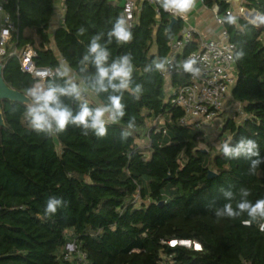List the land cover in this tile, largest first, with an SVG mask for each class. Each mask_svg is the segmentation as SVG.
<instances>
[{
	"label": "trees",
	"instance_id": "trees-1",
	"mask_svg": "<svg viewBox=\"0 0 264 264\" xmlns=\"http://www.w3.org/2000/svg\"><path fill=\"white\" fill-rule=\"evenodd\" d=\"M0 1L17 24L2 59L3 77L10 87L24 93L33 83H63L54 75L42 81L23 70L19 53L31 45L37 51L36 66L55 70L63 58L85 90L102 104L107 102V93L97 95L90 87L95 69L88 66L81 71L80 60L91 36L106 33L120 16L119 2L66 0L64 21L51 32L54 0ZM203 1L208 7L218 5L235 53L244 52L241 59L235 57L237 82L232 90L243 116L240 121L224 120L222 140L235 144L241 137L251 138L264 157V23L256 26L236 14V23L229 24L228 1ZM242 2L264 15V0ZM137 3L136 20L129 27L133 40L124 45L113 40L107 46L112 58L132 54L133 81L143 86V93L135 100L125 92L126 116L108 125L105 137L91 131L84 135L71 125L57 136L37 134L24 120L25 103L2 102L0 264H76L77 251L86 254L87 264H264L260 230L264 220L245 226L247 214L236 219L215 216V209L227 202L222 188L233 191V207L242 187L250 189L249 200L264 198V164L250 175L248 160L228 159L219 148H201L202 142L209 144L204 131L180 122L184 109L171 102L170 81L161 72H146L145 66L167 58L168 43L178 36L182 22L170 27L167 13L158 19L157 0ZM81 27L86 30L83 35L78 34ZM199 42L195 35L184 54ZM102 43H107V36ZM154 45L157 51L151 53ZM175 80L171 79L174 85ZM62 99L78 110L76 101ZM129 117L135 118L131 130ZM125 130L130 134L122 140ZM138 138L147 142L142 146ZM53 196L62 198L65 206L46 216V201ZM182 240L191 245L181 244ZM73 241L77 250L69 253L67 244Z\"/></svg>",
	"mask_w": 264,
	"mask_h": 264
},
{
	"label": "clouds",
	"instance_id": "clouds-1",
	"mask_svg": "<svg viewBox=\"0 0 264 264\" xmlns=\"http://www.w3.org/2000/svg\"><path fill=\"white\" fill-rule=\"evenodd\" d=\"M160 7L165 11H175L187 13L192 10L195 0H157ZM264 22V16L260 17ZM226 22L235 24L234 16H227ZM112 27L105 32H99L91 36L84 52L80 64L81 71H85L88 66L95 69L90 77V87L99 95L107 93V102L99 106H90L88 102L82 101L83 95L80 85L70 77L71 66L65 62L57 66L54 76L63 80L62 84L50 80L46 85L33 83L31 87L25 89L26 97L24 120L30 129L37 134L45 136H57L67 131L68 127L79 128L82 134L87 135L91 131L96 137L103 138L107 135L108 125L119 123L126 116V104L123 100L125 92L132 95L135 100H139L143 93V86L134 84L133 72L134 64L132 54L125 53L112 58L108 44L113 40L121 45L129 44L133 40V32L128 26L124 16H119L111 22ZM86 30L81 27L78 34L83 35ZM107 36V43H102ZM244 52L235 53L236 59H241ZM198 61L194 57H189L182 63L176 65L178 70L198 77L201 68L197 66ZM172 67V61L168 58L153 60L151 64L145 66L146 72H167ZM134 85V86H133ZM63 97L71 98L78 103V110L74 111L64 102ZM135 127V118L129 117L127 129ZM130 132H121V139H127ZM220 152L228 159L244 158L250 162L249 174L255 175L257 168L264 164V157L260 155L258 143L247 137H241L235 144L231 140L223 141L219 145ZM223 196L227 201L222 207L215 209V216L219 218L236 219L243 214H247L248 219L243 220L245 226H251L252 222L260 219L264 220V198L255 200L248 199L251 195L250 189L240 188V199L235 207L231 201L235 196L232 190H224ZM65 206L62 198L49 197L46 201L45 215L56 214L59 208ZM260 230L264 231V223L260 224ZM177 243L175 241L174 245ZM196 247V246H195Z\"/></svg>",
	"mask_w": 264,
	"mask_h": 264
},
{
	"label": "built area",
	"instance_id": "built-area-1",
	"mask_svg": "<svg viewBox=\"0 0 264 264\" xmlns=\"http://www.w3.org/2000/svg\"><path fill=\"white\" fill-rule=\"evenodd\" d=\"M122 1L120 16H124L128 22V26L132 27L136 20L135 10L137 8V0ZM147 1L154 3V0ZM226 1L233 4V0ZM57 4L60 19L64 21L66 0H58ZM214 8L216 22L225 26L224 14H219L218 5H215ZM246 11L247 8L243 4H239L237 13H235V10L230 6L226 10V15H244ZM156 12L158 19L162 13H167L171 17H176L178 20H187L184 13L165 11L158 7L156 8ZM16 31V21L12 14L4 9L0 1L1 62L3 57L8 53V44ZM195 35H198V30L196 27L188 24L183 26L178 36L169 41L170 51L167 58L172 61V67L167 72H161L167 81H171L173 77H183V80H179V83L172 88L170 94L171 102L184 109V116L181 118L180 122L206 131L207 127H209L213 121L225 113L228 114V118L230 117L234 118L236 121H240L243 116L241 104L235 101L231 96L232 90L237 82V75L235 72V43L231 41L228 31L224 28L219 38L200 36L198 47L185 55L184 50L186 46L192 42ZM36 54V49L31 45L24 47L20 51L19 58L23 70L42 81L48 77H52L54 75V70L48 67L36 66L34 62ZM189 57H194L198 61L197 66L201 68V74L198 77H193L191 74L184 73L176 67V65L182 63ZM61 60L65 62L63 58ZM70 77L80 85L83 92L81 99L90 101L88 92L74 72L70 73ZM230 100H234L235 103L233 105H238V111H235L232 105H227V102ZM223 125L224 120L221 119L219 123L221 131ZM174 243L175 241H171L170 244L174 245ZM195 246V248H199L197 244ZM67 249L69 253L77 250L76 242L73 241L68 243ZM77 253L78 261L76 264H87L86 254L82 251H77Z\"/></svg>",
	"mask_w": 264,
	"mask_h": 264
},
{
	"label": "crops",
	"instance_id": "crops-1",
	"mask_svg": "<svg viewBox=\"0 0 264 264\" xmlns=\"http://www.w3.org/2000/svg\"><path fill=\"white\" fill-rule=\"evenodd\" d=\"M116 1L121 4L122 0H116ZM137 2L140 3L141 0H137ZM57 3H58V0H54V14H53L52 22H51V32H53L59 25H61L63 23V20L60 19V15L58 13L59 11H58V6H57L58 4ZM239 4H243L242 0H240L238 3H235L233 1V4L230 5L235 10V13H237V7ZM214 7H208L204 3L203 0H195V5L192 8V10L187 12V13H184L187 17V20L186 21L181 20L182 25L184 26V25L190 24V25L196 27V29L198 30L199 38H200V36L210 37V38H219L222 35V31L225 28V26L220 25L216 22L215 8ZM244 16L249 17L248 19L251 20L256 26H259V25L264 23V22H261V20H260V17H262L264 15H262L260 12H258L256 10L247 9ZM262 38L264 40V32L262 34ZM52 46H53V48H55L54 42H52ZM156 51H157V46L154 45L152 50H151V53H155ZM56 53L59 55L57 50H56ZM64 63L65 62L62 61V64H64ZM72 72L73 71H71V73ZM179 78H180L179 76L176 77V80H179ZM176 80H175V82H176ZM88 95H89L91 101H93V102L95 101L98 105L102 104L98 100L96 95H94L92 92H88ZM221 119H223V115L220 116L219 118H217L215 121H213V123L217 122ZM221 143H222V141L220 142V144Z\"/></svg>",
	"mask_w": 264,
	"mask_h": 264
},
{
	"label": "rangeland",
	"instance_id": "rangeland-1",
	"mask_svg": "<svg viewBox=\"0 0 264 264\" xmlns=\"http://www.w3.org/2000/svg\"><path fill=\"white\" fill-rule=\"evenodd\" d=\"M121 3H123V1H121ZM247 18H249V17H247ZM31 32H32L31 30H27L26 31V33H31ZM34 37H35L36 42H38V37H37L36 34H34ZM179 80L180 81L183 80V77H180ZM179 80H176L175 85H177L179 83ZM39 84H41V82ZM175 85L173 84L172 81L169 82V84H168V92H169V94L171 93V90H172V88ZM88 97H89V95H88ZM94 103H95L96 106H99L95 101H94ZM234 103H235L234 100H230V101L227 102V105H232L233 108L235 109V111H238L239 107H238V105H233ZM222 115H223V120L227 119V117H228L227 113L222 114ZM156 123L157 122H155L154 124H156ZM219 123H220V120L217 121V122H214L209 127H207L206 131H204L205 139L209 142V144H206L205 142H202L200 144L201 148H206V149H209V150H210L211 147L216 148V149L219 148L220 142L223 141L222 137H221L222 136L221 135L222 131H221V127H219ZM138 142H139L140 145L143 146L147 141L145 139L138 138Z\"/></svg>",
	"mask_w": 264,
	"mask_h": 264
},
{
	"label": "water",
	"instance_id": "water-1",
	"mask_svg": "<svg viewBox=\"0 0 264 264\" xmlns=\"http://www.w3.org/2000/svg\"><path fill=\"white\" fill-rule=\"evenodd\" d=\"M235 3H238L240 0H233ZM178 19L176 17H171L170 27H172L175 23H178ZM3 63L0 61V127L4 125V118L2 113V102L4 100L14 101L26 103V97L23 92L10 87L3 77ZM210 175L213 176L214 172H210ZM181 244L190 246V240H182ZM196 245V243H195ZM200 245V244H199Z\"/></svg>",
	"mask_w": 264,
	"mask_h": 264
},
{
	"label": "bare ground",
	"instance_id": "bare-ground-1",
	"mask_svg": "<svg viewBox=\"0 0 264 264\" xmlns=\"http://www.w3.org/2000/svg\"><path fill=\"white\" fill-rule=\"evenodd\" d=\"M197 247H199V248H200L199 244H197Z\"/></svg>",
	"mask_w": 264,
	"mask_h": 264
}]
</instances>
